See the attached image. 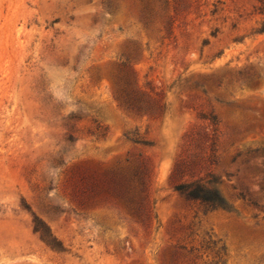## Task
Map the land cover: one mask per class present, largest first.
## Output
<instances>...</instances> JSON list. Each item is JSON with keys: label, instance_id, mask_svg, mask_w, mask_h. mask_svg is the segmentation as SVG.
<instances>
[{"label": "rangeland", "instance_id": "374dc122", "mask_svg": "<svg viewBox=\"0 0 264 264\" xmlns=\"http://www.w3.org/2000/svg\"><path fill=\"white\" fill-rule=\"evenodd\" d=\"M261 120L264 0H0V264H264Z\"/></svg>", "mask_w": 264, "mask_h": 264}, {"label": "trees", "instance_id": "16d2710c", "mask_svg": "<svg viewBox=\"0 0 264 264\" xmlns=\"http://www.w3.org/2000/svg\"><path fill=\"white\" fill-rule=\"evenodd\" d=\"M257 85H259V81H256L253 83V86H257ZM140 93L142 95L146 94V92L143 91L142 89H140ZM147 95H149V94H147ZM127 104L131 109L135 108V105L131 101H127ZM164 108H165V102L160 97L159 92L158 91L154 92V97L152 98L150 109L154 113L160 114L164 111ZM263 126H264V123L261 120V122L255 123V124L249 126L247 130L249 132H252L257 127L262 129ZM178 165H179V163L175 164L174 172L178 170ZM178 190L181 191L183 194H185L188 198L200 200L202 203H204L205 205H207L213 209L220 208V207L224 206L223 200L218 195L217 192L208 191V190L203 189L202 187H195L193 183L181 184L178 186Z\"/></svg>", "mask_w": 264, "mask_h": 264}]
</instances>
